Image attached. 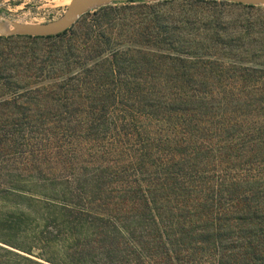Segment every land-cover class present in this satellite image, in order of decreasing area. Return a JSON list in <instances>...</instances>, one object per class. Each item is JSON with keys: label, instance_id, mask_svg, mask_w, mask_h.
<instances>
[{"label": "trees", "instance_id": "trees-1", "mask_svg": "<svg viewBox=\"0 0 264 264\" xmlns=\"http://www.w3.org/2000/svg\"><path fill=\"white\" fill-rule=\"evenodd\" d=\"M0 264H264V7L0 37Z\"/></svg>", "mask_w": 264, "mask_h": 264}, {"label": "water", "instance_id": "water-1", "mask_svg": "<svg viewBox=\"0 0 264 264\" xmlns=\"http://www.w3.org/2000/svg\"><path fill=\"white\" fill-rule=\"evenodd\" d=\"M129 1L140 0H73L67 7L64 15L56 22L46 24H21L7 17L0 15V37H9L15 35L30 37L54 36L70 29L78 19L87 13L108 5L127 3ZM218 2H227L239 5L264 7V0H212ZM11 27L12 29H8Z\"/></svg>", "mask_w": 264, "mask_h": 264}, {"label": "rangeland", "instance_id": "rangeland-1", "mask_svg": "<svg viewBox=\"0 0 264 264\" xmlns=\"http://www.w3.org/2000/svg\"><path fill=\"white\" fill-rule=\"evenodd\" d=\"M72 1L73 0H0V15L21 24L52 23L58 21L64 15L67 7ZM140 1L151 3L162 0ZM97 9L99 8L88 12H93ZM8 29H11V27Z\"/></svg>", "mask_w": 264, "mask_h": 264}, {"label": "bare ground", "instance_id": "bare-ground-1", "mask_svg": "<svg viewBox=\"0 0 264 264\" xmlns=\"http://www.w3.org/2000/svg\"><path fill=\"white\" fill-rule=\"evenodd\" d=\"M12 29V28H11Z\"/></svg>", "mask_w": 264, "mask_h": 264}]
</instances>
